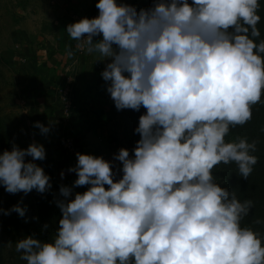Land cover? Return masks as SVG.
<instances>
[{
  "label": "clouds",
  "instance_id": "9594fccd",
  "mask_svg": "<svg viewBox=\"0 0 264 264\" xmlns=\"http://www.w3.org/2000/svg\"><path fill=\"white\" fill-rule=\"evenodd\" d=\"M96 7L97 17L70 23L66 31L78 50L111 58L102 72L107 91L118 110L146 109L135 129L141 138L134 155L127 148L116 155L119 180L103 156L76 154L69 171L78 178L60 188L65 199L58 201L62 218L55 235L20 239L21 259L264 264V239L241 223L253 201H241L213 175L217 165L235 162L247 179L258 162L255 141L226 137L252 119L264 95L260 0H154L139 10L98 0ZM45 158L43 144L13 145L0 154V185L13 194L46 192L50 176L35 163ZM84 185L87 191L68 199ZM11 211L23 217L26 208L17 204L6 214Z\"/></svg>",
  "mask_w": 264,
  "mask_h": 264
},
{
  "label": "rangeland",
  "instance_id": "374dc122",
  "mask_svg": "<svg viewBox=\"0 0 264 264\" xmlns=\"http://www.w3.org/2000/svg\"><path fill=\"white\" fill-rule=\"evenodd\" d=\"M71 1L0 0V154L5 150H11L13 145H18L24 149L32 143H36L37 131L31 123L27 104L25 103L23 95L24 73L22 66L19 64L21 60L18 55L21 52L23 41H37L41 39L40 42L51 43L55 41L53 40L54 35L60 34V29L66 30L62 22L68 16ZM118 2L131 4L139 10L151 7L154 0H118ZM95 3H98V0ZM88 11H99V9L95 6L94 9ZM78 13L82 12L76 11L73 13L71 23H73L74 17ZM258 14H260L259 11ZM107 60L108 63L111 62V58ZM66 76L65 79L63 77L61 83L58 85V93L62 97V90L65 87L69 88L67 97L72 103L65 108L68 113H71L75 101L76 83L73 75L67 74ZM116 111V118L110 122L108 130L110 153L107 160L112 162L115 174L114 179L119 180L123 175L122 162L115 157L121 148L129 149L130 155H134L137 141L141 138L135 129L139 125L140 116L146 112V109L141 107L139 111L127 108L123 110L116 109ZM246 124L232 127L226 139L231 141L237 138H247L249 142L255 141L256 145L262 144V147H264V119L260 126L262 132L259 133H255L254 131L245 132L244 126ZM260 150L264 151V148ZM69 153L74 152L70 151ZM26 160H32V157H26ZM259 166V163L254 166L250 176L247 179L243 178L244 182L237 180H241L242 178L239 175L235 176L236 182L234 181L235 177L231 172L232 170H235L236 173L238 171L235 162L217 165L213 169V175L222 186L235 191L237 198L241 201H253V207L249 215L241 223L242 226L252 228L264 239V197L254 196V194H258L259 192L254 189L251 190L254 183L253 172ZM50 183L51 187L46 191L50 200V207L54 208L55 213L60 212L62 217L58 201L65 199V197L60 192L61 185L54 181H50ZM89 187L90 185L74 187L72 196L68 199H74L76 192L83 193ZM105 187L109 186L105 185ZM18 194V201H23V191L18 192ZM30 199L34 200V197ZM2 213L3 211L0 210V264H27L26 261L21 259V253L16 251L15 243L20 239L34 236L35 238L49 241L55 235L53 226L50 227V235H47L44 229L41 230L40 234H31L33 229L27 225L25 215L21 216L20 220L16 218L5 221L2 218ZM257 221L260 222L258 223Z\"/></svg>",
  "mask_w": 264,
  "mask_h": 264
},
{
  "label": "crops",
  "instance_id": "0c3cea01",
  "mask_svg": "<svg viewBox=\"0 0 264 264\" xmlns=\"http://www.w3.org/2000/svg\"><path fill=\"white\" fill-rule=\"evenodd\" d=\"M95 2L72 0L69 17L62 25L67 29L73 13L92 10L97 4ZM59 32L51 43L40 42L41 39L23 41L18 57L24 73L25 103L37 131L36 143L43 144L46 149V158L35 163L43 167L50 181L72 187L78 176L69 168L77 164L78 152L103 156L107 160L110 153L108 130L110 122L116 118L117 108L107 91L109 82L102 77L108 58L97 60L100 58L97 53L79 51L76 41L70 38L65 29ZM95 39H102V36ZM69 50L74 55L69 56ZM67 74L73 75L76 83L71 113L65 108L68 104L63 100L64 96L60 97L58 93V85ZM37 122L48 127L49 131L44 133ZM62 137L74 140L77 148L74 153H69L60 144ZM62 172L64 175H61Z\"/></svg>",
  "mask_w": 264,
  "mask_h": 264
},
{
  "label": "trees",
  "instance_id": "16d2710c",
  "mask_svg": "<svg viewBox=\"0 0 264 264\" xmlns=\"http://www.w3.org/2000/svg\"><path fill=\"white\" fill-rule=\"evenodd\" d=\"M259 13V15L261 16V21L258 24V27L261 30L260 39H264V0H262V6L259 9ZM252 111V119L249 120L248 123L244 126V131H254L255 133L262 132L260 126L261 122H263L264 119V95H262L261 102H258L256 105H253ZM262 148H264L262 147V144L256 145V151L253 153L258 157L257 163H259L260 166L257 170L253 172L252 177L254 183L252 184L251 190L254 189L259 192L258 194H254V196L258 195L264 197V151L260 150ZM231 173L234 177H237L238 175V171L236 173L235 170H232ZM236 177L234 179L235 182ZM237 180L244 182L243 177L241 178V180ZM251 190L249 189V191ZM7 195H9V197H7ZM18 195V193H9L5 190V187L3 185H0V210L3 211L2 218H4L5 221L7 219L14 220L16 218L17 220H20L21 216L15 211H11L10 214H6L9 210L13 208L14 205L20 204L21 207L26 208L25 216L28 223L27 225L31 229H33L31 234H40L41 230L44 229L46 230V234L50 235L51 226L54 227L56 233L59 227V219H61L62 217L60 212H56V214L54 208L50 207V200L46 192L41 193L36 189H33L29 193L23 192V201H18ZM31 197H34V200L30 199ZM35 207H37V209H35ZM46 225L47 227H45Z\"/></svg>",
  "mask_w": 264,
  "mask_h": 264
},
{
  "label": "built area",
  "instance_id": "2783aa9c",
  "mask_svg": "<svg viewBox=\"0 0 264 264\" xmlns=\"http://www.w3.org/2000/svg\"><path fill=\"white\" fill-rule=\"evenodd\" d=\"M99 15V11H86V12H82V13H78L75 15L73 23L77 22L79 20H81L82 18L88 17V18H94L97 17ZM102 36V34H101ZM96 38V37H95ZM94 38V39H95ZM77 43V41H76ZM81 51V50H79ZM85 51V50H84ZM63 91H65V93H63ZM63 93V100L67 101V106H69L72 102L69 100V98L67 97L68 93H69V88L65 87L64 90H62ZM60 144L65 147L69 152H75L76 151V145L74 143V141L70 138V137H63L60 139Z\"/></svg>",
  "mask_w": 264,
  "mask_h": 264
}]
</instances>
